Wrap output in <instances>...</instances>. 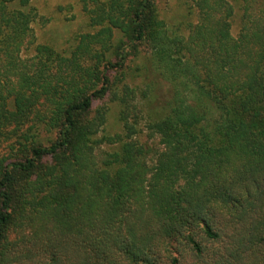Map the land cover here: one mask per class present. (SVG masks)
Listing matches in <instances>:
<instances>
[{
	"label": "trees",
	"instance_id": "16d2710c",
	"mask_svg": "<svg viewBox=\"0 0 264 264\" xmlns=\"http://www.w3.org/2000/svg\"><path fill=\"white\" fill-rule=\"evenodd\" d=\"M79 1L97 29L64 53L34 43L31 0H0V264H255L264 0H236L235 35L229 0H183L184 30L155 0ZM141 51L158 106L144 65L111 75Z\"/></svg>",
	"mask_w": 264,
	"mask_h": 264
},
{
	"label": "rangeland",
	"instance_id": "374dc122",
	"mask_svg": "<svg viewBox=\"0 0 264 264\" xmlns=\"http://www.w3.org/2000/svg\"><path fill=\"white\" fill-rule=\"evenodd\" d=\"M234 7V16L231 21L230 32L235 35L238 28V9L237 1L229 0ZM31 4L34 6L37 18L31 24L34 43H41L50 46L51 48L67 52L78 41L79 34L94 32L97 27L89 26V20L87 15L82 9L79 0H31ZM157 12L159 18H161L167 25H176L180 22L181 29L184 30V23L187 21H194L193 15H187L185 13V5L183 0H155ZM139 50H142L139 48ZM31 53V47L22 49L20 51L21 56H27ZM138 53V52H137ZM136 55V54H135ZM128 56L124 71H112L111 75L119 81L132 85V82L136 76V70L139 67L144 71L141 77L148 78L153 82L152 97L154 100L152 105L158 106L160 104L161 97L167 92V89L163 81L159 80L155 74H152L148 63L144 62V51H141L138 56ZM122 72L125 73V78L122 79ZM99 105L98 101L93 102V107ZM116 107L114 104L109 103L108 114L106 119V128L113 132L119 129V125L116 123ZM54 136L53 132L41 131L39 134V140L42 144H46L48 140ZM255 264H264V251L256 258ZM240 264H251L246 258L244 262Z\"/></svg>",
	"mask_w": 264,
	"mask_h": 264
}]
</instances>
